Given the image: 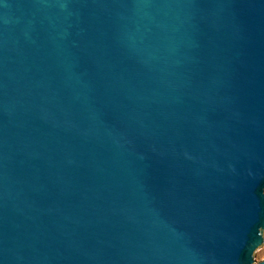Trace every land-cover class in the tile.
<instances>
[{"label":"water","instance_id":"1","mask_svg":"<svg viewBox=\"0 0 264 264\" xmlns=\"http://www.w3.org/2000/svg\"><path fill=\"white\" fill-rule=\"evenodd\" d=\"M264 0H0V264H264Z\"/></svg>","mask_w":264,"mask_h":264},{"label":"rangeland","instance_id":"2","mask_svg":"<svg viewBox=\"0 0 264 264\" xmlns=\"http://www.w3.org/2000/svg\"><path fill=\"white\" fill-rule=\"evenodd\" d=\"M254 260L256 263L264 260V244L254 252Z\"/></svg>","mask_w":264,"mask_h":264}]
</instances>
